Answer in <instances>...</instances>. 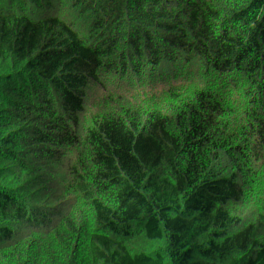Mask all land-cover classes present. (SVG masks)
<instances>
[{
  "label": "trees",
  "instance_id": "16d2710c",
  "mask_svg": "<svg viewBox=\"0 0 264 264\" xmlns=\"http://www.w3.org/2000/svg\"><path fill=\"white\" fill-rule=\"evenodd\" d=\"M262 201L264 0H0V264H264Z\"/></svg>",
  "mask_w": 264,
  "mask_h": 264
},
{
  "label": "rangeland",
  "instance_id": "374dc122",
  "mask_svg": "<svg viewBox=\"0 0 264 264\" xmlns=\"http://www.w3.org/2000/svg\"><path fill=\"white\" fill-rule=\"evenodd\" d=\"M31 158L37 161L38 153L33 150ZM120 198L121 196H119L118 200L114 199L111 201L112 207H105L104 205L102 208L99 207L98 210H94L95 212H89L85 217L82 216L81 210L79 209L68 214L65 213V210L58 209L57 206V214L47 216L41 221L40 233L37 243L33 248L32 260L41 257L47 246L54 245L62 239V235L57 233V229L63 226H70L66 225L64 222L72 223L71 225H75L81 229L84 227V233H87V229H91L95 230V232H99L100 235H103L108 230L112 231L114 234H118L121 226L119 220L121 218H130L131 221L135 220L138 222L143 221V219L153 214V211H151L152 209H148L147 207L141 208L139 206L128 208L125 203L121 202L122 200ZM142 200L147 202L144 197ZM262 203H264V201H262L261 204ZM87 223L93 226L87 225ZM230 241L231 243L234 242L237 244L236 251L230 254L236 262H240V259H244L250 251L255 250L252 239H240L238 241L237 236L233 234L230 237Z\"/></svg>",
  "mask_w": 264,
  "mask_h": 264
}]
</instances>
